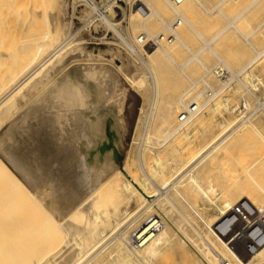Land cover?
<instances>
[{
	"label": "bare ground",
	"instance_id": "1",
	"mask_svg": "<svg viewBox=\"0 0 264 264\" xmlns=\"http://www.w3.org/2000/svg\"><path fill=\"white\" fill-rule=\"evenodd\" d=\"M40 1L1 0L0 5L1 10L6 14L15 15L7 23L6 31L0 33V62L7 63V68L0 74L1 121L15 108V96L50 66L39 80H35L37 84L39 83V87H36L37 94L34 97L31 95L33 98L30 102L28 100V105L25 104L26 106L21 110L17 107L19 104L17 102L16 112L11 116L8 115V122H4L8 123V126L0 136V152L8 162L6 164L5 161L0 160V189L1 187L10 189L16 203L14 209L10 211V213L14 212L12 216H10L12 213L9 215V212L5 211V207H0V264H263L264 134L257 131L256 123L253 124V120L254 122L258 120L259 116L255 112L259 107L254 108L250 113L239 112V118L231 115L230 118H224L223 112L230 114L237 108V103L230 108L228 104L231 102L230 97L225 96L221 98V103L219 100L214 101L225 92L230 82L239 79L259 58L264 57V48H261L264 44L260 45L262 49L260 52L254 54L251 51L253 57H248L249 60L246 59L247 62L242 65L239 61L234 63L237 60L234 57L237 56H233L234 59L232 56L231 59L228 57V63L225 62L224 57H219L211 44H216L213 42L229 28L237 32L235 24L253 7L264 3V0H252L236 17L226 21L228 25L220 29V32L218 30L217 34L208 41L203 39L186 19L188 4L195 3L203 15L207 14L208 17L213 14L222 15L221 10L230 0H217L215 4L209 6L202 2L204 0H183L178 5L170 0H159L160 9L167 10V13L174 17L169 21L166 14L155 11L147 0H133L136 3L142 2L150 8V13L136 25L134 23L138 12L134 9L130 11L129 27L134 35L138 34L135 41L133 40L135 44L140 37L150 40L157 36L162 38L168 33L171 35L170 40L159 38L156 47L135 45L140 48L139 52L123 38L116 27L117 22L102 19L106 28L112 30L124 44H121L122 47L126 46L133 57L139 56L138 53L146 56V60L142 58L141 63L148 77L137 76V79L125 77L129 87L137 90L138 93L141 90L146 91L147 87L151 89L148 100L150 117L146 119V131L133 155L128 152L124 158L122 169L113 157V150L121 147V137L125 132V125H120L116 121L117 106L121 100L118 93L120 66L115 65L113 70L109 65L102 63L103 59L99 58L98 53L86 55L72 51L73 53L65 55L66 50L69 49L66 42L68 32L63 33L64 27H60L56 15L38 12ZM52 5L54 7L55 4ZM46 7H50L48 3ZM41 17H43L42 21ZM152 17L156 20L151 21ZM173 22L175 24L181 22L194 32L202 42V47L196 52L190 51L186 43L187 38L173 29L171 26ZM263 26L264 20L249 36H253ZM37 29L39 35H29ZM224 36L226 35L222 37ZM262 39L264 40V37ZM181 49L186 50L188 57L178 64L175 56ZM239 50L232 55L237 53L241 55L239 53L241 49ZM204 52L206 56L202 55ZM210 54L217 62L205 66L200 57L207 58ZM237 58L242 59L241 56L240 59ZM231 60L234 65L231 64ZM194 62L204 71V74L198 78L189 75L190 69L192 74L196 72L195 68H188ZM260 66V70L263 69L262 65ZM234 67L238 69L236 72ZM219 68L225 69V76L229 75L231 79L220 81L219 88L214 89L211 87L213 82L208 83L206 78L208 77L210 81V75L218 76ZM250 71L252 72V69ZM165 76L170 79L171 85H177L182 78L189 85L176 97H165L164 84L162 85ZM145 78L148 80L146 81ZM260 79L248 73L244 75L242 81H237L242 92H245L257 90L261 85ZM239 89H236L238 91L231 89V91L240 93L241 89ZM259 91L262 93L261 90ZM246 99L244 97V102L250 107V101ZM194 105L196 111L179 122L177 115ZM53 107L57 109L53 110ZM260 112L262 114V111ZM204 114H208L206 116L211 117V120L214 116L222 120L217 123V128H214L217 130L211 133L208 141L198 146L195 140L194 145L192 136L204 124ZM259 118L258 122L264 120V110L262 117ZM158 122L163 124L164 130L159 132L162 138H156L157 140L154 141L152 131ZM4 123L1 125H5ZM248 130L252 133L250 134ZM244 131L251 136L248 138L245 136L249 143L250 138L254 137L252 147L257 144L256 139L260 143V208L258 209L259 206L254 205L252 200L250 203L247 201V206L244 203L247 209L251 206L257 208V210L253 207L249 209L250 215L253 216L247 214L252 221L244 215L247 210L244 211L245 206L242 207L241 204L243 200L246 202L245 198L239 200L240 198L233 197H238L242 193L241 184L237 183L241 193L239 194L238 190L233 191L237 189L233 185L231 195L227 193L231 188L225 191V185L222 184L227 180L229 183L230 178L239 174L240 169L246 170L243 164L246 157L240 158L241 163L237 161L238 164L235 162L238 158L233 160L234 158L229 157L235 166L239 164L241 166L238 172L235 170L237 174H232V171L231 176L225 169L226 161L221 172L225 169L224 173L227 172L231 176L229 178L227 176V180L223 178V172L221 174L215 171L222 177L220 178L222 182H218L222 184L224 190L221 188L220 193L216 180H211V178H219V175L213 172L215 168L209 167L211 172L207 173V177L212 172L216 177H211L210 174L208 179H204L206 175L203 176L204 170L210 165L209 161L217 162L214 160L216 158L211 157L220 151L227 152L226 145L231 138L239 135L238 133L243 134ZM248 140H245V143ZM106 143H110L111 150L105 146ZM230 152L223 156L229 159ZM243 152L247 153V151ZM242 154L240 153V157ZM237 155L236 153L235 156ZM218 160L221 162L222 158ZM214 163L212 164L215 167L216 163ZM235 166L233 169L236 168ZM242 172L247 175L246 171ZM240 174L237 176H242ZM6 180L9 185L6 184L5 188ZM210 180L216 185L212 186ZM228 183H226L227 187ZM226 196H232L231 199L240 201H238L240 204H237L236 200H233L232 206L244 208L241 212L244 218H247L246 222H243L242 217V220L236 219L239 220L237 223L243 222L241 225L233 224L234 221L236 223L235 217H240L238 214L241 212L238 211H236L237 215H232L235 216L233 219L230 217L231 222L230 219L226 220V214L236 210L234 208L235 210H228L226 213L217 204V198L221 197L222 205L227 206ZM241 196L242 194L239 197ZM231 202L229 201L230 206ZM208 209L217 213L220 223L209 219L212 216ZM32 215L29 221L32 219L30 223L34 225L36 222L34 228L31 224L28 225L27 219ZM215 217L214 215L213 218ZM198 219L203 220L209 233L205 228L199 227ZM225 220L231 226L221 227L227 224ZM258 231L260 237L259 234L256 236Z\"/></svg>",
	"mask_w": 264,
	"mask_h": 264
},
{
	"label": "rangeland",
	"instance_id": "2",
	"mask_svg": "<svg viewBox=\"0 0 264 264\" xmlns=\"http://www.w3.org/2000/svg\"><path fill=\"white\" fill-rule=\"evenodd\" d=\"M49 1H51V3H52V0H41L39 2V4H38V6L40 5L39 8H38V12L39 13L52 14L54 16L56 15L55 18H57L56 20H57L58 24L60 25V27H64L63 28V33L65 34V33L68 32L66 34L67 37L70 36V35H73L74 36L75 35V32H79L81 30L78 33V35H76L75 37H73L72 40L70 41L71 44L68 47L69 49L66 50L65 55H68L69 53L71 54L72 51L73 52L74 51L75 52L78 51V52L84 53L86 55H91V54L98 53L99 54V58L100 59H103L102 63L106 64L107 66L109 65V67L112 68L113 70H115V65L120 66V71L121 72H118L119 73V81H118V86H119L118 89H119V92L118 93H119V96H120V99L121 100H120V102H119V104L117 106L118 117L116 118L117 119L116 121L120 125H125V129H124L125 132L122 135L123 138L121 137V139H122L121 140L122 141L121 147L119 149L113 150V157H114L115 161L117 162V165L119 166V168L122 169L123 168L122 165L124 164V161H125L124 158L127 156L128 152H129L130 155H133V153L136 150V147H137L138 143H140L139 141H141L142 135L146 131V126H147V120L146 119L148 117H150L149 101L148 100L150 99V96H151V89L149 87H147V90L146 91H142L141 90V91H139L140 93H138L137 90L131 89L129 87V83L127 82V80L125 78V77H127L129 79H137L136 78L137 76H143V77L146 76V77H148L147 74H146V71L143 68L142 63H141V60H143V59L146 60V56L145 55L143 56L142 53H139V56H142V57L139 58V56H136V58H135V55L133 57L132 56L133 54H131L129 52V50L127 48H125V46L122 47V45H124V44L119 41L118 37H116L115 34H112V35L109 34L108 37L106 38V41H99V40H97V39H99V37L101 35L104 34V31L103 30H105V29H104V27L101 24H97V25H95L94 27H92L90 29H87L86 28L85 30H83L84 27H82L81 23H79V21H83L84 20V17L82 15V12L79 14V16L74 17L72 15V13H71V10H70L69 5L67 4L66 0H53V3L52 4H55L54 7H53V5ZM54 1H55V3H54ZM103 1L104 0H102L101 2H99V0H96V3L99 6V5H101V3L103 4ZM122 1L126 5L125 7H122L121 8L122 9V12L121 13L120 12H117L116 14L110 13L109 16H110V19H112V22H114V23L117 22L118 23V25L116 27L119 30V32L121 33V35L123 36V38L126 39L127 42H129L130 44H132L134 46V48H136V50L139 52L138 49H140V48H138V47H141V45H137L138 43L137 44L134 43V41H135L134 39H135V37L138 34L134 35L133 32H132V30H131V28L129 27L130 11H132V10H130V5H131V3H133V0L132 1L122 0ZM205 1H206V3H205ZM251 1L252 0H230L229 2H227L225 4V6L223 5L224 7L222 6L223 9L221 11H223L222 12V15L224 16V18H222L223 16L221 14L208 15V17H207V14L206 15L205 14L203 15V12L199 9V7L195 3H190V4H188V7L189 8H188V11L186 12V19L192 25V27L195 28V30L198 33H200V35L202 36V38L208 41L212 37H214V35L217 34V31L218 30L220 32V29L222 30L223 27H225L226 25H228V23L226 21L232 20L234 17H236ZM147 2H148V4L155 11H158V13L166 14V16H168V21L174 18L172 15H169L167 13V10L166 11L165 10L162 11L160 9L159 0H147ZM202 2L204 4H206V6H209L211 4L212 5L215 4L217 2V0H204ZM47 3L50 6L49 7L50 9L48 7H46L47 6ZM138 3H140L141 6H143V8L147 11V13H145L144 15L143 14H139V13L136 14V17H135L136 21L134 23L135 25L137 24V22H139V20H141L142 18H144L146 15H148L150 13V8L149 7H147L142 2H138ZM0 5H1V0H0ZM42 5H43V7H42ZM253 8L251 9L250 12H248L247 14H244V16L235 24V26L237 28V32L239 31L238 33L235 32V29L229 28L228 29L229 31L227 30L225 32L226 34L223 33V35H226V36L222 37L223 36L222 35V36H220L218 39H216L213 42V44L216 42V44H214L216 48L213 47L214 45L211 44V47L213 48V50L214 49L216 50L215 52H217V55H219V57H224L223 60L224 61L226 60L225 62H227V63L229 61V59H227L228 57H230V59H231V56H232V58H233V56H237L240 59V56H241L242 59H240V60H242V62L240 60H238L237 57H234V58L237 59L236 61H234V63L237 62V61H239L240 64L242 65V63L244 64L245 62H247V60H249V58H252L253 55L255 54V52H260L264 48V45L263 46L261 45V44H264V40L262 39L264 37V26L262 28H259V30H257L255 32V34H253V36L252 35L249 36V34L252 33L255 28H257L258 26H260V23L264 20V3H261V4L255 6V7H253ZM47 11H48V13H47ZM55 12H56V14H55ZM5 14H6V12L3 11V10H1V8H0V33H3V32L6 31V29L8 28V26H7L8 24L7 23L15 17L14 14H6V15ZM39 15H41V14H39ZM12 16H14V17H12ZM114 16H116V17H114ZM27 18L29 19V16ZM42 18L43 17H41V21H42ZM75 18H77L78 21L75 20ZM224 19H226V20H224ZM155 20H156V18H154V17L151 18V21H155ZM176 25L177 24H175V26ZM65 29H67V30H65ZM173 29H175L176 31L180 32L182 35H184V37L187 38V42L186 43H187L188 49L190 51L196 52V51L199 50V48L202 47V42L195 36L194 32H192L189 29H187L181 22H179V26L178 27L173 28ZM110 31H112V30H110ZM227 33H228L229 36H227ZM39 34L40 33H39V30L38 29L35 30V31H33V32H31V33H29L30 36H33V35H36L37 36ZM241 34H242L243 37L241 36ZM156 35H158V32H156ZM163 37L164 38H171V35L168 33V34H166ZM93 38H97V39H93ZM219 39H221V40H219ZM244 39H246V40H244ZM245 42H246V44H245ZM135 45H137L138 47L135 46ZM249 45H253L255 48L253 46H249ZM260 45H261V48L262 49L260 48ZM249 47L253 48V50H251V48H249ZM256 47H258V49ZM239 49H241V52H239L241 55H239L238 53L236 55H232V54H235L236 52H238ZM251 51L254 54H252ZM205 52L208 53V51H205ZM205 52L202 55H205L206 54ZM140 54H142V55H140ZM207 56L209 58L208 57L207 58L205 57L206 60H205L204 57L203 58H201L202 56L200 57V60H203L205 66H211V65L214 64V62L215 63L217 62V60L214 58V56H211V54L210 55H207ZM187 57H188V53L186 52V50L181 49L180 53L175 56V59H176V62L178 64H181L182 62H184L187 59ZM136 59H138V60H136ZM232 60L230 62H232L231 64L234 65V63H233ZM262 60H263V62H262ZM117 62H118V64H117ZM260 63H263L264 64V57L259 58L257 60V62L254 64L255 66L253 65V67H251L248 70V71H250L252 69V72L251 71L250 72L247 71L244 75H247L248 73L249 74L251 73V75H253V77L255 76V78H257V76H258V78H261L260 79V80H262L260 82L261 85H259L257 87L258 88L257 89L258 91L256 90L257 91L256 95L257 96H260V101H261L260 104H262V102H263V104L260 106L261 109H262L264 107V92H263V90H264V88H263L264 87V77H263L264 76V72H262V71H264L263 70L264 69V66H263V64H260ZM236 65H238V63H236ZM260 65H262V67H263V69H261V70H260V67H261ZM191 66L188 67V68L189 69L190 68H193V69L195 68L196 69V72L195 73L193 72V74H192V69H190L191 71L189 73H191V74H189V75L190 76L192 75L193 78H198L199 76H202L204 74L203 69L200 66H198L195 62ZM49 67L50 66H48L47 68H49ZM6 68H7V63L6 62H0V74ZM47 68H45V70H43L45 72H41V73H43V74L46 73ZM233 69H236V70H234L235 72L238 70L236 67H234ZM218 70H220L219 71V75H218L219 77L218 76H216V77L215 76H212L211 77V75H210V77H209L210 78V81H209L208 77L206 78V80L208 81V83H210L211 81L213 82V84L211 82V84H212L211 87L212 88L214 87V89L219 88V86L221 85V83H220L221 79H219V81H218V78H221V75L223 76V74L226 73V70L223 69V68H219ZM261 72H262V74L260 75ZM43 74H39V77L38 78H35V79L31 80L15 96L16 97L15 98V101H14L15 108L12 109L10 111V113L7 114V116L8 115H10V116L13 115L16 112L15 109H17V107L22 110V108H24L26 106L25 104L28 105V103L31 101V99L37 94L36 87L37 86L39 87V83L37 84V81L35 82V80H39L42 77ZM244 75H243V77H244ZM216 78H217V80H216ZM229 79H231V76H230ZM147 80H148V78L146 79V81ZM162 82H164V83H162V85L164 84L163 85V87H164V93H163V95L165 97H176L177 94H180L184 90V88H186L189 85L188 82H186L184 78H182V80L180 82H178L177 85H171L170 79L169 78H166V76H165V79H162ZM0 83L2 84L1 80H0ZM146 86H148V85L146 84ZM32 87H34V88L32 89ZM28 88H29L30 91L27 90ZM235 88L236 89H239L240 88L239 84L233 83L214 102H216V101L219 100L220 103H221L222 102L221 98H225V97L226 98H229L230 97V101L231 102H228L229 107L230 108L234 107L236 105V103H237L236 106L238 107V105L241 102V100L244 99V97L246 98L247 95L246 94L244 95L245 92H242V89L241 88H240L241 90L239 89L240 90V93H238V92L237 93H234V91H231V89L232 90H236ZM259 90H261L262 93H260ZM236 91H238V90H236ZM22 95H23V97H22ZM31 95H33V97ZM28 100H29V102H28ZM17 102L19 103L18 106H17ZM20 109H18V111ZM56 109L57 108H54L53 107V110H56ZM236 109L233 112H231L230 114H228V113L225 114V112H223V117L224 118L225 117L226 118H230L232 116V117L239 118V116H238L239 115V112H241V111L242 112H245L241 108H240L241 111L240 110H236ZM261 109H260V111H262V114H263L264 108L262 110ZM247 112H249V111H247ZM227 114H228V116H227ZM262 114H261V112H257L256 113V115L259 116V117L260 116L262 117ZM206 115H208V114H204L203 115L205 117L204 118L205 121H204V124H202L203 127L201 126L202 129L200 128V130L197 131L198 133L197 132L196 133L195 132L193 133L192 140L194 141V145L196 143H197L198 146L199 145H203L206 141H208L209 138L211 137V135L216 132L217 129H214V128H217V123L220 120H222L218 116L212 117L213 119L211 120V117L208 118V116H206ZM7 116L5 117L6 119L4 118V119H2V121L0 120V136L6 131V128L8 126V123H4L5 121L8 122L7 120L9 118V116L8 117ZM177 116H179V115H177ZM259 117L257 118L258 120H256L255 122L253 120V124L256 123L255 124V127H256L257 131L258 132H261V133L263 132V134H264V130H263L264 129V124H263L264 123V120H262L263 123H261L262 121L261 122H258V121H260V118ZM206 122H207V124H206ZM1 123L2 124L4 123L5 125H1ZM162 126H163V124H161L159 122L155 124V126L153 128V131H152V133L154 134V137H155L154 138V141L157 140V139H160L161 136H160L159 132H160V130H162V131L164 130V128ZM205 129H206V131H205ZM248 131L250 132V134L252 133V131H250V130H248ZM247 133L248 132H245V131L243 133L244 135L238 133L239 135H236V137L235 136L232 137L231 138V141L229 142L230 144L228 143L226 145L227 152H230V150L233 149L230 152V155L228 156V158L230 156H231L232 159L234 158L233 160H236L238 158L235 161L236 163H237V161L238 162L241 161V160H239L240 158L243 159L244 157H246V158H244V159H246V161L244 160V162L246 164L243 163L245 165L244 168L246 170L240 169V171H239V167L241 166V164H239V166L238 165L235 166L234 165L235 163L232 162V159L231 158L227 159L225 156H223L227 152L220 151V152L216 153L217 155L214 154L213 157H211L212 159L213 158H216V159H214V160L217 161V162H215L216 163V166L215 167L212 164L214 162L212 161V163H211V161H209V160L208 161L210 162V165L211 166L209 165L207 167V165H206V167H207L206 169H205V166H204V169L205 170H204L203 176H205V175L206 176H205V178L202 176V179L203 178L204 179H208V177H210L209 175L211 173L207 177V173L211 172V171H209V170H211V169H209V167L210 168L212 167V169L218 168L217 170H215V169L213 170L214 173H215V171H217V173L223 174L225 169H226L227 172L229 171V174L230 175H231V172L232 171H233L232 174H237L238 171H239L238 173L240 174V172H241L240 175H242V176H239L238 177L237 175H239V174L235 175L236 178L238 177L237 180H235L234 179L235 177L231 175L233 177L232 179H234L235 182H233L232 179L230 178L229 183H228V180H227V176H228V178L231 177V176L228 175L227 172H225L227 175L225 173L223 174V176H224L223 178L224 179L226 178L225 180H227V181H224L225 183H222V184L225 185V191H227L228 189L231 188L227 192V193H230V195H231L233 193V191L238 190V188L240 186H242V187L244 186V188L240 187L241 190H242V193L238 190V193L240 192L242 194V196L239 197L241 194L239 193L240 195H238V193H236V195H238V197H236V196H233V197L236 198V199L240 198L239 200H241V198L242 199L245 198L246 202L243 200V204H241L242 207H243V205L245 206V204L247 206V203L248 202L250 203V201L252 200L251 202L254 205H256V206H259L258 207V209H259L260 208V205H259L260 204V200H259L260 199V143L256 139V143L257 144L256 145L254 144L253 147H252V143H254V141H255L254 140V137H253L254 135L252 136L253 139L250 138L252 142L250 141V143H249V140L247 138L248 137H251V136H250V134L247 135ZM240 135H242V136H240ZM245 136L247 138H245ZM239 139L243 143H241ZM242 139H244V140H242ZM195 140H196V143H195ZM245 140H248V141L245 143ZM248 145L250 147H248ZM105 146L108 148V150L109 149L110 150L112 149L110 143H106ZM238 148H239L240 151H242V150L245 151V153L247 151V153L244 154L243 151L240 152L238 150ZM244 148H246V149H244ZM250 148H252V149H250ZM249 151H252V152L250 153ZM236 153L238 154L237 156H235ZM240 153H243L245 156L242 154V156L240 157ZM220 157L222 158L221 162H220V160H218V159H221ZM224 159H226V160L224 161ZM0 160L1 161H5V163L8 164L7 160L5 159V157H4V155L2 153L0 154ZM226 161H227L228 164L226 163V168L224 170L222 169L223 170L222 171L223 173H222L221 172V168H224V165H225V162ZM219 162H220V164H219ZM231 162H232V164H231ZM239 163H241V162H239ZM243 164H242V167H243ZM233 166H235L236 168L234 167L235 169H233ZM235 170L237 171L236 173H235ZM242 171H244V172L246 171V173H247L248 176L245 174L247 176L246 177ZM213 172L211 174V177H216L215 175L213 176ZM217 173H215V174L217 175ZM218 175H219V178L218 177L217 178H211V180H213V179L216 180V183H217L218 187H220V190H218L219 188L217 186H216L217 188L216 187L215 188L220 193L221 190H222L221 188H223V186H222V184H220L218 182V181L222 182V180H221L222 177L220 176V174H218ZM240 178H241V180H240ZM243 178H244V180H242ZM217 179H219V180H217ZM230 181H232L233 183L230 182ZM211 182L213 183L212 184V186H213L215 182L214 181H211ZM3 183H5V181ZM226 183H228L229 186L231 184V186L230 187L229 186L227 187V184ZM237 183H239V185L240 184L241 185L239 186V185H237ZM6 184L9 185L8 181H7V183L4 184L5 188H6ZM245 184H247V185H245ZM233 185L237 189H234L232 191V189L234 188ZM226 187H227V189H226ZM246 189H248V190H246ZM255 189L257 191L258 190L259 191L257 192ZM223 190H224V188H223ZM253 190H255V191H253ZM9 191H10V189H7L6 190V189H2V187H1V189H0V207H5L6 208L5 211L9 212V215L12 213L10 215V216H12L14 212H11L10 213V211L12 209H14V205L16 203H15V197L12 195L11 191L10 192ZM249 191L254 192L253 195L251 194L252 192L249 193ZM246 193H247V195H246ZM255 193H257V194L255 195ZM234 194H235V192H234ZM250 194L252 196H250ZM226 195H228V194H226ZM245 196L246 197H250V198H246ZM226 197H228V196H226ZM231 198H232V196L231 197H228L227 200L225 201V202H227V206L222 205V199H221V197H220V199H219V197L217 198V204L221 207V209L223 210V212H226L228 210L231 211L232 209L236 208L235 206H232L233 203H234L233 200H236V199H231ZM253 198H254V200H253ZM255 200H258L259 202H257V201L255 202ZM229 201L230 202L232 201L231 202V206L233 208L230 206ZM238 201L236 200L237 204H240L239 203L240 201L239 202ZM252 203H251V205H252ZM246 206H245V210H244V208L241 209V206H239L238 208H236V210L234 209L235 211L232 210L231 211L232 213L231 212H229V213L226 212L227 214L226 213L225 214H226V216L228 218V219L226 218V220H229L230 219L229 222H231L232 219L235 217V216L232 217V215H237L238 213L241 212V210H244V211L247 210V212L244 213L245 217L248 216V215H250L251 213H250V210L249 209H251V207H253V206L249 207L248 209H247ZM248 206H249V204H248ZM223 207H225V208H223ZM230 207H231V209H230ZM253 209L254 210H257V208L255 209V206L253 207ZM254 210H251V212H253ZM207 211L212 216V218H209L211 221L213 219V221L215 223H220L219 221H221V220L217 216V213L214 212V210L208 209ZM207 211H206V213H207ZM236 211H238V213ZM235 212H236V214H235ZM229 214H230V216L228 217ZM240 214H242V212ZM240 214H238V216H240V217H235V220L237 218L238 219H241V220L244 218V215L243 214L240 215ZM214 215L216 216L215 218H213ZM251 216H253V215H250V217ZM30 217H33V215L27 217L28 222H29L28 225L31 224L30 222H31L32 219L29 221V218ZM217 217H218V219H217ZM230 217H232V219ZM250 217L248 216L247 218H250ZM247 218H244V221L243 222H246L245 220ZM35 219H37V217ZM215 219H217V221L218 220L219 221L216 222ZM250 219L252 221V218H250ZM5 220H7V218ZM226 220H225V222L227 223ZM34 221L35 220H33V222ZM237 221L239 222V220H236V223L234 221L233 224L241 225L243 223L242 221L240 223H237ZM197 222H198V225H199L200 228H202V227L205 228L206 231L209 233V229L205 225V223L203 222V220L201 221V219H198ZM225 222L223 221V223H225ZM259 222H260V220H259ZM34 223H35V225L33 223L31 224L32 228H34V226H36V222H34ZM224 225L226 227L229 224L228 223L227 224H223L221 227H223ZM229 226H231V225H229ZM263 229H264V227H263ZM31 230H33V229H31ZM258 230L260 231V228ZM259 231L257 232V235L256 236H258V234H259V237H260V232ZM262 231L264 232V230H262ZM34 236L35 235H32V237H34ZM256 236H255V238H257Z\"/></svg>",
	"mask_w": 264,
	"mask_h": 264
},
{
	"label": "built area",
	"instance_id": "3",
	"mask_svg": "<svg viewBox=\"0 0 264 264\" xmlns=\"http://www.w3.org/2000/svg\"><path fill=\"white\" fill-rule=\"evenodd\" d=\"M102 0H99V2H101ZM173 4H180L183 0H170ZM67 4L69 5V8L71 10V13L74 17L79 16V14L82 12V15L84 17L83 21H79V23H81L82 27H84L83 30L90 29L92 27H94L97 24H101L105 30L104 34L101 35L99 37V39L97 38H93V39H97L99 41H106V38L108 37L109 34H114L112 31H110L109 29L106 28V26L104 25L102 19L106 18L112 21V19H110L109 14H116L117 12H122V7H125L126 5L124 4V2L122 0H104L103 4L101 3V5L98 6V4L96 3V0H66ZM130 9H134L136 12H138L139 14H145L147 13V11L143 8V6L140 5V3H136L133 2L130 5ZM116 17V16H114ZM75 20L78 21L77 18H75ZM173 28H176L179 26V22H177V25L175 26V22L172 23L171 25ZM81 31V30H80ZM79 31V32H80ZM79 32H75V35H70L66 38V42L68 43V45H70V41L72 40L73 37H75L76 35H78ZM159 38L160 37H155L154 39H150L147 40L146 38H142L140 37L138 40V44L137 45H141V46H148V47H156L159 44ZM163 38V37H162ZM160 38V39H162ZM170 40L171 38H165V40ZM126 47V46H125ZM139 54V53H138ZM227 78H230V76L228 75V77L225 76V74H223V76H221V81H227ZM243 76H240L239 79H237L238 81H242ZM237 80H233L232 82H230V86L233 83H239ZM258 89V88H257ZM257 91L256 90H249V91H245V94L247 95V101H250L251 106L247 107L246 104L244 102V99L241 100V102L239 103L238 107L236 110H240V108L245 111V112H241L242 113H250L254 108H258L259 109L255 112H260V96L256 95ZM196 111V107L191 106L190 108H188L185 111H182L181 114H179L178 116V120L179 122L184 121L189 114L194 113ZM249 111V112H247Z\"/></svg>",
	"mask_w": 264,
	"mask_h": 264
},
{
	"label": "snow or ice",
	"instance_id": "4",
	"mask_svg": "<svg viewBox=\"0 0 264 264\" xmlns=\"http://www.w3.org/2000/svg\"><path fill=\"white\" fill-rule=\"evenodd\" d=\"M252 231V229H250V232Z\"/></svg>",
	"mask_w": 264,
	"mask_h": 264
}]
</instances>
